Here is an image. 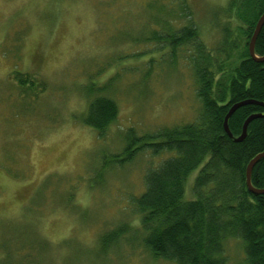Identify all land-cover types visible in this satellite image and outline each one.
<instances>
[{
	"label": "rangeland",
	"instance_id": "1",
	"mask_svg": "<svg viewBox=\"0 0 264 264\" xmlns=\"http://www.w3.org/2000/svg\"><path fill=\"white\" fill-rule=\"evenodd\" d=\"M235 1L187 0L201 41L219 60L228 55L224 69L247 41ZM144 4L0 0V264H172L153 258L133 231L104 250L99 240L124 222L136 228L131 200L166 156L144 151L111 163L125 131L188 123L199 109L186 48L169 64L166 49L137 40L142 26L155 28ZM16 73L34 78L32 92ZM90 79L109 81L104 94L117 105L103 138L80 121ZM225 255L243 261L235 240Z\"/></svg>",
	"mask_w": 264,
	"mask_h": 264
},
{
	"label": "trees",
	"instance_id": "2",
	"mask_svg": "<svg viewBox=\"0 0 264 264\" xmlns=\"http://www.w3.org/2000/svg\"><path fill=\"white\" fill-rule=\"evenodd\" d=\"M235 2L236 17L247 26V41L238 61L224 69L228 55L219 60L221 54H214L201 41L187 0H145L143 8L155 28L142 26L147 32L137 40L166 49L169 64L176 61L179 49L186 48L199 109L188 123L144 135L125 131L122 152L111 156V163L126 164L144 151L166 156L145 172L144 189L131 200L138 215L136 228L124 222L101 234L103 250L121 234L133 231L153 258L172 264H234L225 255L228 240L241 245L243 261L235 264H264V194L250 193L245 184L248 162L264 150V61L256 62L248 54L264 0ZM181 20L184 25L177 27ZM254 54L264 55V24ZM15 80L31 92L36 82L23 73H16ZM108 84L90 79L84 92L88 103L80 121L98 138H103L118 112L114 100L104 94ZM244 100L261 105L236 109L227 120L229 137L223 128L224 116L233 104ZM252 114L263 116L251 120L245 137L235 142ZM250 183L264 188V157L254 164Z\"/></svg>",
	"mask_w": 264,
	"mask_h": 264
},
{
	"label": "water",
	"instance_id": "3",
	"mask_svg": "<svg viewBox=\"0 0 264 264\" xmlns=\"http://www.w3.org/2000/svg\"><path fill=\"white\" fill-rule=\"evenodd\" d=\"M264 24V11L260 14V16L258 17L257 21H256V24L254 26V29L252 31V34L249 38V41H248V54L249 56L252 58V60L256 61V62H263L264 61V55L263 56H256L254 54V44H255V40H256V37L261 29V27L263 26ZM247 104H260L261 103H258L256 101H253V100H244V101H240V102H237L235 104H233L227 111L226 115L224 116V120H223V128H224V131L226 132V134L231 137L232 135L230 134L229 130H228V126H227V120L228 118L231 116V114L236 110L238 109L239 107L243 106V105H247ZM264 115V114H263ZM262 114H252L250 115L243 123L242 125V130H241V134L234 138L233 140L235 142H239L241 141L244 137H245V131H246V127H247V124L257 118V117H260V116H263ZM264 157V150L260 153H258L257 155H255L247 164L246 166V170H245V184H246V187L248 189V191L252 194H264V188L263 189H256V188H253L251 186V183H250V174H251V170L254 166V164L261 158Z\"/></svg>",
	"mask_w": 264,
	"mask_h": 264
}]
</instances>
